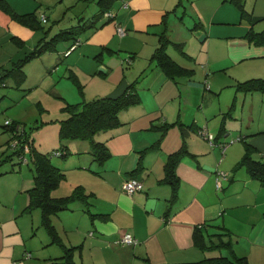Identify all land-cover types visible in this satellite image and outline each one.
Here are the masks:
<instances>
[{
  "label": "crops",
  "instance_id": "0c3cea01",
  "mask_svg": "<svg viewBox=\"0 0 264 264\" xmlns=\"http://www.w3.org/2000/svg\"><path fill=\"white\" fill-rule=\"evenodd\" d=\"M9 1L18 12L38 11L41 13L40 16L46 17L45 22H48L52 18V14H49L51 8L53 11L57 8H65L67 10L78 5L81 1L92 0ZM94 1L100 9L98 0ZM178 2L179 0H114L109 9V12L113 13L114 16L102 14L98 20L101 18L106 19L103 25L107 21H114L115 26L119 24L124 27L126 33L121 36L122 45L123 41L131 37L135 30H140L141 32L150 27L159 28L165 17L169 25L172 21L171 17H179L183 20L192 5H195L198 13L202 15V10L197 4L198 0H182V4L177 6ZM229 2L233 3L231 0H219V4L214 7L213 12L218 10L219 12L212 15L211 31L208 35V37H212L213 31H215L216 38L227 39L229 47L227 49V57L224 59L219 58L218 61L214 60L213 65H211L213 58L209 54L205 58L203 53L200 58L206 67L219 65H221L219 67H228L231 62L234 64L246 58L264 56V46L255 45L243 36L250 27H258L261 24L258 22L259 20H264V13L256 12L259 0L245 3L247 10L252 14V17H248L246 20H244L245 16H242L237 5L233 3L239 12L238 19L233 23L231 20H226V18L222 17L223 5L229 4ZM42 6H44V9L39 10ZM227 10L228 8L225 7V15L228 12ZM94 15L91 17H94ZM63 16H65V13L57 16V12H55L56 19H60ZM80 16V19H82L86 15L81 14ZM199 17L200 20L197 21H201L202 25L196 27L205 26L203 17ZM98 20L95 19V24L98 23ZM7 22L13 26L32 30L27 26L16 23L9 14L0 9V27H3ZM217 22L219 23L218 25L214 24ZM186 23L190 29L195 25V23L189 22L188 19ZM221 26L224 27L221 28ZM28 34H31L36 39L33 45L37 43L40 36L42 37V35L35 36L31 32ZM18 35L27 40V37L23 36L20 31H18ZM190 39H183L180 42L184 43L185 52L191 56L187 58L196 61L199 59L198 56L201 54L202 47L195 50ZM204 40L210 49L208 40ZM158 43V40L153 43L152 54ZM101 44L106 45L105 42ZM16 45L21 48H18L20 53L14 60L24 55L23 46L25 44L23 46ZM69 46L61 44L56 50L48 51L37 57L43 60L44 71H51L53 66L58 64L57 60L62 61V55H66L64 51ZM109 47L115 48L112 44ZM99 51L100 49L97 50V52ZM136 58L137 56L133 55L131 60L135 72H132L129 76L125 75L124 78H121L113 85H108L107 80L100 81L96 85L100 90L98 92H90L91 96H89V99L105 94L113 96L121 94L136 79L131 78V76L137 75L138 77L137 73H141V69L140 71L137 70L138 66L147 70L148 66L153 64L151 60L145 59L144 56L143 61L136 63ZM202 62L201 64H203ZM12 63H7L0 67H10ZM100 69L108 71L107 68ZM152 69L154 72H150L148 76L143 74L142 77L144 79L137 84L142 96L141 103L123 109L120 112L122 123L115 128L102 131L98 135V138L104 140L111 151L109 159L99 163L90 152V142L82 139L69 140L68 144L71 153L67 157L54 159V162L65 171L66 177L54 189L53 194H69L74 187L82 184L85 186L87 193L92 192L93 196L90 199L93 202L95 211L108 213L106 216L92 218L87 212L82 210V202L75 201L70 208L61 210L53 215V219L57 221L59 231H61V227L69 231L68 240L75 246V264H162L199 260L205 256H214L215 254H227L226 250L204 251L195 245L193 240L194 227L205 221L212 224L209 226L210 232L219 231V227L215 226L217 224H222L229 228L234 233L233 236L238 238L235 243L236 251L239 254L247 255L251 264H261V258H264V255L260 256L261 258H255L252 250L255 246L264 248V185L250 176L245 169L240 168L237 171L233 169L235 163L239 161L240 152L243 155L245 151L243 147L235 149L240 152H230V147L234 148V145L227 146L223 151L219 144L209 146L203 140L196 141V136L199 135L197 129L202 126L201 122H203V125L210 126L212 125V120L217 117L216 115L219 113L224 115L225 111L220 103L212 104L213 100L210 99V107L200 103V113L194 112L192 120H189L190 116L188 113L182 112V104L180 103H178L179 112L176 115L177 105L175 100H179L178 98L181 96V79L185 80V84H188L186 85L188 89L193 87L199 93L203 89L202 102H205L206 96H208L205 94L207 87H204L202 82L195 81L193 77L180 78L176 83L167 77L158 66L157 69L154 67ZM194 69L195 73H200V70ZM77 71L82 75L94 73L88 68H79ZM252 76H264V70L262 71L256 66H252L247 70L245 77L236 79H246ZM236 93L244 94L242 95V101L245 103L252 101L250 111L252 120H249L247 122L248 125L245 128L242 127L240 131L244 132L245 136L247 134V140L259 149L258 152H255L257 153L256 157L263 160L264 125L254 124L251 126L250 124L255 119L253 113L256 107H260L264 102V93H245L237 91V89ZM248 93L251 95H247ZM71 97L74 100L70 102L80 101L76 94ZM66 99L70 100V96L66 95ZM184 101L189 104L187 99ZM166 106L170 108L168 109ZM231 114L232 110L229 115ZM228 116L225 121L226 132L217 136V141L230 134ZM178 119L186 124H195V128L189 130L186 137L189 150L192 153L184 155L177 165V173L180 177L179 194L174 206L172 205V213L166 215L168 198L171 196L172 189L170 184L161 181L163 166L168 154L181 146L183 138L178 125L169 128L163 135L164 137L161 135V130L154 129L151 125L152 123L162 125L167 121L173 122ZM218 131L214 134L217 135ZM161 136L163 140L159 147L142 152L153 145ZM59 143V137L57 136L55 141L51 143L52 146L46 148V145L39 142L38 147L50 150V148H55ZM140 165L142 168L135 170ZM218 168L228 172L225 178H221L220 186H217L216 181V170ZM132 170H135L133 174H131ZM16 173L13 172V174ZM13 174L10 176H13ZM16 176L20 178L18 173ZM131 177H137L142 180L143 188L132 193L127 192L124 184ZM20 179L21 181L13 177V185H20V187L9 192L10 196L6 199L7 202L4 203L5 210H9L13 215H16L20 209L23 210L25 202L28 201V188L24 190L25 177ZM228 182H230V185L227 189L230 192L226 195L222 187L228 185ZM19 191L24 193H19ZM9 220H5L0 226V264H13L12 244L14 241L11 238V234L17 231L14 232L10 224L6 225ZM127 231H130L138 240L130 244L117 242ZM42 242L41 248L37 249L40 253L37 258L41 259V264H47L50 258L60 256L51 252L50 240L43 238ZM44 247H50L48 252L43 253L41 251Z\"/></svg>",
  "mask_w": 264,
  "mask_h": 264
},
{
  "label": "rangeland",
  "instance_id": "374dc122",
  "mask_svg": "<svg viewBox=\"0 0 264 264\" xmlns=\"http://www.w3.org/2000/svg\"><path fill=\"white\" fill-rule=\"evenodd\" d=\"M250 1L253 0H246V3H249ZM197 4L200 10H202V15L198 13L195 5H192L183 20L179 17H171L172 21L170 25L168 24L166 26V28L173 41H182L183 39L189 40L191 38L190 40L195 50L202 47L201 54L198 56L199 59L195 61L191 58L183 56L177 49L172 47V45L169 46L168 51L182 65L200 70V73H195L192 77L195 78V81L202 82L204 87L209 88L210 86V90L207 88L205 89V94L208 96H206L205 102H202L203 89L200 93L193 87L188 89L186 88V85L188 84H185V80L181 79V96L178 98L179 100H175L177 105L175 112L176 115H178V103H180L182 104V112L188 113L190 116L189 120H192L194 118V112L200 113V103H203L206 107H210L211 103H209V100L212 99V104L220 103L223 110L226 112L234 101L235 105L232 108V114L229 115L227 119L230 134H227L222 139L223 141L229 140L232 136L234 137L239 135L241 132L240 129L242 127L245 128L248 125L247 122L252 120L250 118L252 101L245 103L242 101V95L244 94L236 93V78L245 77L247 70L252 66H256V68L263 71L264 56L246 58L234 64L231 62L230 65L226 64L228 67H219L221 65L206 67L200 58L203 53L205 58L208 54L213 58L211 62V65H213L214 60L218 61L219 58L224 59L227 57V49L229 47L226 38H216L215 31H213V36H210L211 38L208 37L211 31L212 15L213 13L218 14L219 12V10L213 12L214 7L219 4V0H198ZM251 4L253 3L251 2ZM225 7L228 8L226 15L224 13ZM43 9L44 6L39 8V10ZM51 9L49 14H52V18H50L48 22H45L47 26H52L49 36L58 31L60 28L82 22L83 19H80L81 14L86 15V20L82 23H85L86 25L91 23V26H87L82 30L79 44L73 47L70 51L71 53L69 52L65 56L62 55V61L57 60L58 64L53 66L51 71H44L43 60H41V58H35L26 65L25 70L27 72V79L21 86H15L11 79H6L5 85L3 83L0 84V157H6L12 150L7 144V141L11 136V131L6 129V120H18L26 128L30 136L35 139L37 145L41 142L43 145H46V148L50 147L52 145L51 143L55 141V137L58 136V118L66 115L65 112L62 111V106L65 104V100H67L66 95L70 96V100L68 99L69 101L74 100L71 99V96L75 94L79 97V100L86 98L89 99V96H91L90 92H98V90H100V88L96 87L100 81L107 80L108 85H113L121 78H124L125 75H131L132 72H135L131 64L133 55L137 56L136 63H138V61H143V56L145 59L150 61L153 43L156 40L159 41V32L165 27L164 22H162V25L159 28L150 27L149 29L142 30L141 32L140 30H135L131 37L123 41L121 45V36L126 33L124 27L119 24L115 26L114 21H109L103 25L106 19L104 20L102 18L97 21V25H95V22H92L93 17L91 16L99 9L98 4L94 0L81 1L78 5L67 10L65 8H57L55 11ZM55 12H57V16H61L63 13H65V16L60 19H56ZM222 12V17L226 18V20H231L232 23L239 17L238 9L231 2L223 5ZM256 12L264 13V0H259ZM37 13L39 15L41 14L38 11ZM108 13L110 12L107 11L105 15L109 16ZM199 16L203 17L202 19L205 26L195 28L191 27L192 31L187 25L186 20L188 19L189 22L194 24L197 20H200ZM246 18L248 19L247 15L244 20H246ZM263 21V19L259 20L258 22L261 24H259L258 27H255V29H263ZM214 24L218 25L219 23L217 22ZM223 27L224 26H221V28ZM18 31H20L23 36H26L27 40L22 38L21 35H18ZM29 32L33 33L35 36L44 34L42 30H27L22 27L13 26L8 22L5 23L3 27H0V66L12 63L15 57L20 53L18 48L21 47L16 45L18 43L12 38L13 35H17L23 39L24 42L19 45L23 46L25 44L23 46L24 55L32 50L33 46H35L33 44L36 39L35 37L33 38L31 34H28ZM204 39L208 40V44L211 47L210 49ZM71 42L73 41H62L59 43L58 48L61 44L70 45ZM102 42H105L106 45H102ZM110 44L114 45L115 48L112 49L109 47ZM98 49H100L99 52H97ZM261 61L263 62L261 63ZM201 62L203 64H201ZM148 67L146 70L138 66L137 70L140 71L141 69L142 71L137 74L140 76L144 73L148 76L150 72H154L152 67L157 69L155 62H153L152 66ZM79 68H88L90 71H94V73L91 75H82L77 71ZM100 68H107L108 71H104ZM71 72H75L79 76L80 85L76 83L72 77H70ZM131 78H137V75L131 76ZM141 79L144 78H140V80ZM211 90L216 93H213ZM247 95L251 94L248 93ZM185 99L188 100L189 104L185 103ZM166 107L168 109L170 108L169 106ZM222 115V113L217 114V117L212 120V125L210 126L203 125V122H201V127L208 126L207 128L212 133H216L219 130ZM253 115L255 119L253 120V123L250 124L251 126L254 124L264 125V102L260 105V107H256ZM38 123H40L39 126H37ZM199 135L196 136V141L203 140L205 143H208L209 146L211 145V141L209 142L207 137L203 138ZM229 145H234V148L230 147V152H240L235 150L237 148L239 149V147L240 149L243 147L245 150V142L242 139L232 140ZM222 150L224 151V149ZM240 154L239 159L242 157L241 152ZM52 156L53 163H55V158H60L57 155ZM255 156H257V153H255ZM17 162H20V160L16 155H13L12 159L4 160L0 164V209H3L0 210V220L5 221L10 219L6 222V225L10 224L12 230L14 232L17 231L16 233L11 234V238L14 241L12 244L13 264H41V259L37 258L40 256L37 249L41 248L43 238L50 240V236L41 223L40 208L36 207L31 211H22L20 209L16 215H13V213H10L9 210H5L4 206V203L7 202L6 199L10 196L9 192L20 187V185H13V177H16L19 181H21L20 178L25 177L24 190L34 184V163L31 160H28V162H21L20 164ZM241 169L245 168L243 167ZM216 171L217 186H220L221 178H225L228 172L219 168ZM13 172H17L20 178L16 176L17 173L13 174ZM12 174L13 176H10ZM229 185L230 182H228V185L222 187V190L226 192V195L230 192L229 189H227ZM82 186L85 187L84 185ZM72 191L70 193H72ZM19 193L24 192L19 191ZM89 193H91L89 196L91 198L93 196L92 192ZM90 201L92 202L91 199ZM28 202L29 201L25 202V206ZM53 222L59 232L62 246H73L70 240H68L69 231H66L62 227L61 231H59L56 219H53ZM50 246L53 254L62 255L64 253V249L61 244L51 243ZM49 248L50 247H44L41 251L43 253L48 252ZM26 251H31L33 256L25 257ZM252 254L255 258L263 256L264 248L255 246L253 247ZM62 261V259L51 258L47 264H63ZM261 261V264H264V258H261Z\"/></svg>",
  "mask_w": 264,
  "mask_h": 264
},
{
  "label": "trees",
  "instance_id": "16d2710c",
  "mask_svg": "<svg viewBox=\"0 0 264 264\" xmlns=\"http://www.w3.org/2000/svg\"><path fill=\"white\" fill-rule=\"evenodd\" d=\"M113 1L114 0H98L100 9L97 14L94 15L92 22H96L95 19L98 20L99 16L105 14L107 11H110L109 9L111 8ZM231 1L237 5L242 16L247 15L250 18L252 17V14L247 10L245 5L246 0ZM180 4H182V0H179L177 6ZM0 9L9 14L19 24L27 26L33 30H42L44 32L42 37L38 39L37 43L29 53H26L20 58L14 60L10 67H0V84L3 83L4 85L6 84V79H11L15 86H21L27 79L25 67L29 62L41 56L45 52L56 50L59 43L62 41H73L68 49L64 51L67 55V53L73 49L72 46L74 43L81 39L80 36L82 30L87 26H91V23L86 25L85 23H82V21L77 24L60 28L58 31L49 36L52 26H47L45 21H42L41 16L36 11L20 13L14 8L9 0H0ZM109 16L113 17L114 15L110 12ZM82 19L86 20V18ZM163 22L165 24V28L159 33V43L151 56V61L155 62L156 66H158L167 77L171 78L176 83L180 78H192L195 73V69L179 63L169 53V46L172 45V47L177 49L185 57L191 56L185 52L183 42L173 41L169 36L166 28L168 25L166 17L163 19ZM200 25H202L201 21H196L192 28ZM243 36L255 45L264 46V28L257 30L250 27L243 34ZM12 38L18 44H22L24 42L23 39L17 35H13ZM143 74L144 73L133 80L129 86L117 96L105 94L91 99H82L77 102L65 100V104L62 106V111L65 112L66 115L58 118V137L60 143L55 148H50V150L38 147L35 139L30 136L29 132L18 120H6V129L11 131V136L8 139L7 144L12 150L6 157H0V164L4 160L12 159L13 155H16L20 160V162H17L18 164L25 161L28 162V160H31L34 163V184L33 186H29L27 189L29 202L22 211H31L36 207L40 208L41 223L48 232L51 243L61 244L62 246L59 232L53 222V215L63 209L70 208L73 202L81 201L83 210L92 218L97 216H106L108 214L95 211L89 197L91 193H87L86 189L82 185L76 186L70 194H53L54 189H56L60 185L61 181L66 177V173L60 166L53 163L52 155L67 157L71 153L68 141L72 139H82L90 142V152L92 153L93 158L99 163H103L109 159L111 151L106 142L98 138V135L102 131L115 128L122 123L120 112L123 109L141 103L142 96L138 90L137 84L142 80H140V78H143ZM70 77H72V79L80 85L79 76L75 72H71ZM235 86L237 91L245 93H264V76H252L246 79H239L237 80ZM234 105L235 102L233 101L230 108L224 113L218 134L215 135L213 133L216 137H214V139L212 138V140L208 137L207 139L209 142L212 141L210 142L211 145L219 144L222 149H224L222 145L224 141L226 142V145L224 146L227 147L232 140L242 139L245 142V152L239 161L235 163L233 169L237 171L238 169L244 167L250 176L259 180L264 185V160L255 156V152L259 149L247 140V134L245 136V133L241 132L237 136H232L229 140H216L217 136L226 132V117L231 113ZM39 125L40 123L37 124V126ZM174 125L179 126L183 140L180 147L168 154L167 160L163 166V176L161 181L170 184L172 189L171 196L168 198V207L165 212L166 215L172 213L171 210L173 209L174 202L178 198L180 177L177 173V165L184 155L192 153L189 150L186 137L189 130L195 128V124H186L178 119L173 122L167 121L162 125H156L153 123L151 125L154 129L156 128L161 130L162 136ZM204 128H206L208 133H212L207 127L201 126L197 129V131L203 138H206L207 134L204 133ZM162 136L153 145L147 147L142 152L159 147L164 137ZM139 168H142V166L140 165L135 170H138ZM135 170H132L131 174H133ZM3 222L4 221H0V226ZM210 225L212 224H209L207 221L195 225L193 231V240L195 245L204 251L226 250L227 254H215L214 256H205L199 260L168 262L162 264H251L247 255L239 254L236 251L235 243L238 238L233 236L234 233L229 230V228L222 224H213L219 227V231L210 232ZM62 247L64 249V253L60 256L52 258L62 259L63 264H75V246L68 247L63 245ZM27 253H30V255L28 256ZM31 256V251L25 252V257Z\"/></svg>",
  "mask_w": 264,
  "mask_h": 264
},
{
  "label": "built area",
  "instance_id": "2783aa9c",
  "mask_svg": "<svg viewBox=\"0 0 264 264\" xmlns=\"http://www.w3.org/2000/svg\"><path fill=\"white\" fill-rule=\"evenodd\" d=\"M108 15H110V13H108ZM42 21H46V17L45 16H41ZM80 40H77L74 45L72 47H75L77 44H79ZM70 52V51H69ZM204 133L207 134L206 137H208L210 140H212V138L214 139V134L213 133H208V131L206 130V128H204ZM212 142V141H211ZM223 148L225 149L226 147L224 145H226V142H223ZM125 189L127 192L132 193L135 190L138 189H142L143 188V181L138 179L137 177H131L129 179H127L125 181ZM137 241V238L129 231L125 232L118 240L117 242H121V243H135ZM27 255L29 256L30 253H27Z\"/></svg>",
  "mask_w": 264,
  "mask_h": 264
}]
</instances>
